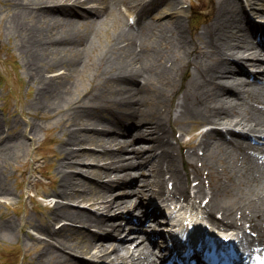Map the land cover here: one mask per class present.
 Segmentation results:
<instances>
[{"label": "bare ground", "instance_id": "bare-ground-1", "mask_svg": "<svg viewBox=\"0 0 264 264\" xmlns=\"http://www.w3.org/2000/svg\"><path fill=\"white\" fill-rule=\"evenodd\" d=\"M8 1L13 5L12 16L18 46L20 49L23 48L26 58L31 66H34L36 73H33V76L39 74L43 77L38 86V94L42 95L46 106H50L48 103L51 102L52 105L67 107L77 119H82V122L74 125L66 136L58 138L59 147L51 150V154H58L59 158L56 167V174L59 177V191L56 194L58 215L43 225L34 227L47 236L37 239L40 240L45 252L52 254L51 262L48 264H59L60 257L70 260V264H101L90 259L89 261L72 259L65 252L69 247L65 239H55L62 236L64 231L75 230L86 237L82 250L87 255L98 247V258L103 260L119 261L129 257L131 262L144 264L150 257L145 240L138 241L140 236L137 234L121 238L120 232L124 229L119 220L114 219L122 216L121 210L131 200L125 196L116 199L111 193L116 185L121 184L119 179L127 172V167L123 166L126 159L122 150L126 147L125 144H128V140L106 134L111 132L110 126H114L115 130L120 132L123 125L136 123L138 126L135 125L133 131L129 132L134 143L143 138L152 141L150 146L152 149L157 145L156 148L162 147L160 153H155L156 148L152 152L155 157L151 161V165L154 166L151 177L154 188L151 191L154 196H161L165 190L164 175L170 173L175 182V191L171 196L173 203L176 201L174 197L176 192L186 194L188 191V172L185 167L186 160L173 152L178 146L170 140V135L176 122L171 120V113L162 110L163 107L168 110L176 106L182 107L183 110L180 111L182 119H197L203 124L223 123L228 132L234 131L233 127H239L245 134L249 131L263 132L264 111L246 104L249 99H263L262 92L252 93L245 89L240 84L243 82L241 78L243 76L238 75L243 69L237 61H241L245 66L253 65L252 57L257 54L254 42L243 43L240 37H236L234 43L228 40L229 26L232 23L231 27H234L235 23L232 22L234 14L242 10L243 1L214 0L211 11L205 16L200 37L198 32L192 31L186 19L187 9L181 11L177 8L178 0L146 1L141 10L147 13L154 10L169 12L171 24L166 27L169 33L175 32L172 40L163 34L165 30L157 31L152 26L141 25L142 27L133 32L129 25L121 24L122 18L116 6L127 0ZM255 6L252 5L251 8L256 10ZM256 7L255 14L263 12L264 0H260ZM34 14L37 15L33 17ZM38 14L48 18L37 21L35 18ZM107 22L115 25L113 35L106 46L97 54H93L98 32ZM260 30L264 32L263 25ZM57 42L62 43L60 49L56 46ZM121 42L123 44H120ZM164 43H170L171 46ZM228 48L232 50L236 61L231 62L230 69L222 75L224 79L217 82L219 85L214 88L206 77L209 76L216 83V70L224 63ZM193 51L194 56L189 58V53ZM203 51L206 53L202 56ZM163 60H171V64L168 65ZM192 63L195 68L191 70ZM58 67L64 71L55 72ZM86 67H93L96 73L100 74V79L94 84V91L84 90L77 96L78 91L75 90L77 85L74 83L79 81ZM258 74L264 75V70L257 72ZM178 75H181L180 81L175 78ZM239 85L242 88H239ZM104 89H114L109 100L104 96ZM231 97L235 100H231ZM174 99H179L177 105H174ZM212 101L216 103L215 113L208 116L206 112ZM107 114L109 116H106ZM93 121L102 122L104 126L90 128L87 124ZM65 122L63 119V124ZM1 126L0 122V131ZM221 132L222 129L220 131L218 127L210 129L200 142L206 152L205 164L211 167L213 176L210 206L220 208L223 213L222 219L212 218V222L225 228H241L234 215L235 210L239 208L241 218L250 222L254 229H259L264 221L262 194L264 175L260 176L261 172L257 168L247 172L245 169L247 154L242 156L241 164L238 165L236 163L238 159L235 161L236 151L227 145L225 148L214 147L211 150L208 139L212 135H220ZM2 140L3 136L0 137V142ZM108 142H112L115 147L103 148ZM91 146L102 147L103 151H96ZM2 147L0 146V156L4 152L10 157L12 150L8 147L1 149ZM137 150L141 148L138 147ZM135 153L137 156L140 155L139 151ZM190 156L194 157L193 154ZM86 158H90L92 162L87 163ZM103 159L107 161L101 164L100 161ZM217 164L223 167L222 172L215 169ZM67 167L74 169L66 170ZM82 167H87L85 173L93 175L96 179L80 175L78 171L84 172ZM2 171L0 168V173ZM112 171H116L114 174L116 179L112 181L110 187L103 188V178L111 175ZM195 171L198 174L199 169ZM221 173L227 174L225 176L228 178L227 182H231L227 189L228 195L222 192L221 187L224 184L217 181ZM1 183L0 177V194L7 193L8 189L1 186ZM71 183H76V186L70 187ZM79 184L82 188L87 184L88 190L78 189ZM143 191L139 193H144ZM202 191L203 187L199 184L198 192ZM92 193L94 196H89ZM64 199H73L74 202L71 205L69 202H63ZM80 201L95 206L96 212L74 206ZM103 209L112 215H100L98 212ZM148 214L149 212L145 211L144 218H147ZM58 219H67L77 226H68L65 222L56 227L54 223ZM142 220L138 218V221ZM27 224L33 225V222L29 221ZM78 224L105 229L103 235H100ZM133 242H137L135 250L140 251L139 254H143V258H135L134 254H129V244Z\"/></svg>", "mask_w": 264, "mask_h": 264}, {"label": "rangeland", "instance_id": "rangeland-1", "mask_svg": "<svg viewBox=\"0 0 264 264\" xmlns=\"http://www.w3.org/2000/svg\"><path fill=\"white\" fill-rule=\"evenodd\" d=\"M189 1L190 0H178V8L180 9L182 6L187 8L186 6ZM192 2L195 5L199 3L200 6H195L191 10V14L194 10H206L210 4V0H192ZM12 15L13 5L8 0H0V122L2 124V118L4 120V127L2 125V128L6 129V131L2 130L3 134L6 135V145L1 149L8 147L12 150L10 157H7L4 152L1 153L0 168L3 171L0 173V177L2 178L1 186L3 185L8 189L9 185V188L13 190L9 195H0V221L2 222H0V264H27L25 260L22 261L24 253L28 251L27 248L38 249L30 255V259L34 261L33 264H48L51 262L52 254L48 252L45 253L39 240L32 241L30 238H27L25 234L26 231L20 230L21 228L19 225L27 224L29 221L40 223L38 222L40 216L34 214L36 210L32 207L34 204H47L49 199L45 200L37 196L43 194L45 185L40 186L34 184V179H37L40 172H54L58 161L45 155L48 154V148H44L45 146L39 150L36 149L45 136H53L57 139L62 136V132L66 133V130H64L65 126H62L63 119L67 120L72 115V112L71 109L67 107L62 108L63 106H59L58 104L52 105L51 102L48 103L50 106H46L42 95L38 94V86L42 82L43 77L39 74L33 76V73H36L35 68L31 66V63L26 58V52L23 51V48L20 49L18 46V37L15 36ZM35 15L37 14H34L33 17ZM47 18L46 16L38 14V17L35 19L39 21V19L46 20ZM166 20L169 21L168 19ZM160 24L161 25H157V29L161 28L165 30L163 34L172 40L175 36V32L169 33L170 31L167 28L165 29L163 23ZM194 24L195 23L190 21V25ZM59 25L60 24H58L57 29H59ZM202 25L203 23L199 24L198 27L202 28ZM113 30L114 26L112 22L103 24L98 32L95 47L92 50L93 54H97L101 48L107 45L109 39L113 35ZM172 34H174V36H170ZM167 44L169 43H164V45ZM61 45L62 43L57 42L56 46L59 48ZM59 52L62 51L59 50ZM163 61L167 63L168 60ZM63 71L64 69L61 67L55 70L57 73ZM46 73H48V70ZM99 79L100 74H97L93 67H86V70L80 75L79 81L74 83V85H77V89H75L78 91V94L76 93L77 96L80 95L82 91L86 90V88L90 91H94V84L98 82ZM104 90V96L109 100L114 89ZM5 105L6 110L2 111L1 107ZM186 120L188 121V119ZM191 122L192 121L186 122V126L189 127L190 125V129L195 128V126L192 125L193 122ZM50 127H56V129L52 131L47 130ZM11 128L14 129L9 130ZM197 128L194 130H197ZM200 131H202V129L194 133ZM190 134L191 133L183 136V138L189 140ZM1 136L2 133L0 132V137ZM140 142L150 143L151 140L142 139ZM144 149H147L148 153L150 152L148 145H145L143 147V150ZM125 153L131 154L129 150H126ZM38 158L46 164H42ZM152 169L153 168L149 167V163H147L143 168L145 173L141 176V179L151 177L153 173ZM5 180L8 185H5ZM47 181L48 180H44L43 183L46 184ZM138 183H140V185H138L139 188H143L145 185L141 180H138ZM30 188L34 189V191L31 192ZM147 189H150V187L148 186ZM50 190L51 188L47 186V192ZM30 193L33 201H29ZM143 200L146 201L145 198ZM50 210L51 207L48 208L45 213ZM38 235L45 236L40 232H38ZM67 242L71 245V248L81 246V242H77L71 237H67ZM43 252L44 255L42 254ZM3 254L5 256H3ZM64 260L65 259H60V264H65L63 262Z\"/></svg>", "mask_w": 264, "mask_h": 264}]
</instances>
